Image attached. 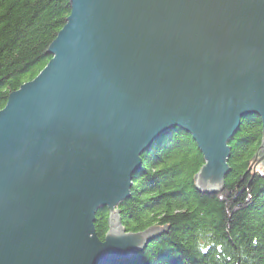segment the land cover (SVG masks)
Here are the masks:
<instances>
[{"label":"water","instance_id":"95a60500","mask_svg":"<svg viewBox=\"0 0 264 264\" xmlns=\"http://www.w3.org/2000/svg\"><path fill=\"white\" fill-rule=\"evenodd\" d=\"M48 62L0 110V264H110L165 230L127 232L141 155L175 128L224 188L229 140L247 116L264 175V0H69ZM105 208L100 240L94 222Z\"/></svg>","mask_w":264,"mask_h":264},{"label":"trees","instance_id":"16d2710c","mask_svg":"<svg viewBox=\"0 0 264 264\" xmlns=\"http://www.w3.org/2000/svg\"><path fill=\"white\" fill-rule=\"evenodd\" d=\"M68 2L0 0V110L48 62L46 49L69 15ZM260 139L259 119H242L228 142L223 190L204 194L194 186L203 158L190 135L175 128L157 138L117 210L127 232L165 230L138 256L110 264H264V175L251 167ZM107 215L105 208L95 214L100 240Z\"/></svg>","mask_w":264,"mask_h":264},{"label":"rangeland","instance_id":"374dc122","mask_svg":"<svg viewBox=\"0 0 264 264\" xmlns=\"http://www.w3.org/2000/svg\"><path fill=\"white\" fill-rule=\"evenodd\" d=\"M167 133V132H166Z\"/></svg>","mask_w":264,"mask_h":264}]
</instances>
